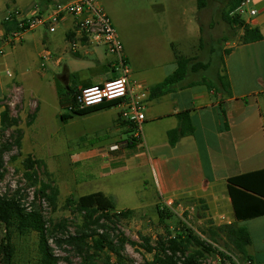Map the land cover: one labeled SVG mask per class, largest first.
Here are the masks:
<instances>
[{"label": "rangeland", "instance_id": "1", "mask_svg": "<svg viewBox=\"0 0 264 264\" xmlns=\"http://www.w3.org/2000/svg\"><path fill=\"white\" fill-rule=\"evenodd\" d=\"M235 1L228 4L227 0H201L202 9L199 8V0H100V3L118 32L124 55L129 59L131 74L165 67L166 64L173 63L176 56H181L209 66L193 75L191 80L206 79L215 83L224 69V51L240 42V30L233 29L225 20L228 13L233 15ZM1 2L5 5V11L0 14V20L8 12V8H15V4L17 8H24L39 0ZM6 5L9 6L7 9ZM57 27L58 32L52 36L45 28L38 29L37 35L40 33L46 39L44 44L30 41L32 33H28L24 44L28 57L22 63L10 66V73L14 74L16 84L24 89L26 95L25 98V95L18 93L16 104L14 108L11 107L13 116L20 118V128L26 138L22 155L18 156L17 161L11 160L18 155L16 149L5 156L6 175L0 180V195L10 196L20 189L27 198L26 205L33 200L34 189L25 180L23 166L25 158L31 156L44 161L48 168L49 174L42 171L41 179L60 190L58 207L51 208L46 200L42 202L46 220L57 222L67 219L71 233L81 223V218L65 208L66 201L103 192L112 199L116 211H135L130 219L119 226L126 237L135 243H141L140 236H144L155 244L159 238H167L168 231L175 234L184 225L203 237L204 232L206 234L214 223L206 219L203 207L183 200L174 202L170 208L156 197L150 185H144L143 174L135 170L115 174L112 170L118 166L117 163L109 165L104 157L94 160V149L110 151L111 144L119 145L122 149L123 138L135 135V131L130 135L129 132L123 135L115 131L114 115L121 109L113 108V112L109 114L75 115L67 122H62L60 114H68V110L61 108L56 94L55 84L62 86L58 74H63L65 67L72 68L74 63H79L86 65L84 77L100 82L108 64L115 60L102 47L99 59L90 47L80 48L81 56H75L71 50L72 43L69 46L64 41L67 26L60 24ZM52 38H57L63 47H67V52L61 56L64 62L59 73L49 62L43 70L42 60L38 57L41 52L52 51L49 46ZM115 72L120 75V72ZM4 76L7 79V73ZM73 82L75 85L72 88ZM78 83L72 79L70 90H75ZM37 110H40L38 118L29 127V117ZM10 134L11 132L0 134V146L10 140ZM158 206L166 208V213L171 212L173 216L161 222ZM5 235V227L0 225V245ZM38 240L36 233L21 236L15 232L12 241L16 249L13 264H39ZM50 245L61 264H66L65 258L72 264H82L81 259L75 255H68L53 242ZM215 246L232 257L234 261L230 264H248L240 255L228 250L224 242H218ZM124 256L127 264H144L145 261L152 260V255L129 245ZM205 264L222 263L217 257H208Z\"/></svg>", "mask_w": 264, "mask_h": 264}, {"label": "crops", "instance_id": "2", "mask_svg": "<svg viewBox=\"0 0 264 264\" xmlns=\"http://www.w3.org/2000/svg\"><path fill=\"white\" fill-rule=\"evenodd\" d=\"M241 1L236 0V5L239 6ZM227 3L232 4L233 0H227ZM49 6L50 4L41 5L40 0L24 8H17L15 4V8L11 10L6 5L8 12L0 20V49L5 48V54L0 56V124L5 107L14 108L18 93L25 95L24 89L16 84L14 74L10 73V66L22 63L28 57L24 47L28 34L21 45H3L2 39L9 34L7 28L12 31L14 27L13 22L5 25V20L16 12L23 15L43 14ZM251 8L257 11V15H246L242 20L251 28L259 29L263 40L247 45L234 43L228 47L230 54L225 58V68L231 86V97L216 96L205 86H194L193 83L201 80H191L190 77L183 88L152 99L151 90L177 70L176 58L165 67L133 73L129 77L131 86L136 89L142 86L149 92L146 122L138 147L135 150L124 148L120 153L94 149L93 153H96L94 160L104 157L109 165L117 163L118 166L112 170L115 174L131 170L143 174L144 185H150L162 203L183 200L194 202L197 206L204 207L206 219L214 222L211 226L233 223L239 227L245 226L251 238L248 255L254 264H264V215L238 222L228 190L230 179L264 170V0H252ZM4 9L5 5L0 0V14ZM60 24L67 26L64 41L69 46L73 42L78 44L76 51L71 49L75 56H81L80 48L90 47L99 59L102 56L101 47L106 50L78 33L72 18H67ZM45 30L49 32L48 29ZM37 31L31 32L30 41L36 44L46 43V39L40 33L37 35ZM239 33V37L243 35V31ZM52 39L49 42L52 51H47L51 55L48 62L59 73L64 62L61 56L67 52V47H63L57 38ZM42 53L38 55L40 59ZM74 64L72 68L65 67L63 74H58L62 84L61 87L55 84L58 99L59 91L65 92L70 88L72 79L79 82L75 89L78 91L102 85L119 76L110 62L103 79L96 82L83 76L86 65ZM46 67L47 63L42 67L43 70ZM4 73H7L8 80ZM74 85L75 82L72 88ZM113 108L121 109L113 114L116 117L115 131L126 135L130 125L121 118L123 107L118 105ZM113 108L93 114H109L113 112ZM39 109L41 110V104ZM185 112L189 113L194 133L180 139L172 147L168 133L178 128V116ZM62 115L68 114H60V118ZM123 123H126L125 126ZM25 138L24 134L23 142ZM128 141L129 136L123 138L121 145L125 147ZM112 146L111 144L110 148Z\"/></svg>", "mask_w": 264, "mask_h": 264}, {"label": "trees", "instance_id": "3", "mask_svg": "<svg viewBox=\"0 0 264 264\" xmlns=\"http://www.w3.org/2000/svg\"><path fill=\"white\" fill-rule=\"evenodd\" d=\"M52 2L54 0H40L41 5H49ZM237 7L238 5L234 11ZM199 8H203L201 0H199ZM225 20L233 29L243 31V35L239 39L240 44L247 45L263 40L260 30L251 28L241 17L233 16L230 12L225 15ZM5 25L8 26L9 23L5 22ZM10 31L7 28V32L10 33ZM224 54L226 57L230 54V50H225ZM176 63L177 70L163 83L151 90L152 99L183 88L190 77L192 78L193 75L209 67L208 64L194 62L192 59L181 56H176ZM223 65V72L217 76V82L211 83L202 79L193 85L205 86L216 96L231 97L225 59ZM75 93L76 90L71 91L70 88L65 92L59 91V103L62 109L67 110L73 105ZM113 107L114 105H109L76 112L74 115H62L61 119L63 122H67L75 115L88 116ZM37 114L38 110L29 117V127L35 122ZM178 119V128L168 133V140L172 147L180 139L194 133L188 112L180 114ZM123 124L125 126L126 123ZM133 131L134 127L130 125L129 135ZM8 132H11L10 140L0 146V180H3L6 175L5 156L16 149L18 155L11 158L15 162L18 156L22 155L24 132L20 128V118L13 116L10 106H6L1 113L0 124V134L5 135ZM140 141L134 135H130L127 145L123 146L121 150L124 148L135 150ZM23 166L25 180L34 189L33 200L26 205L27 198L20 189L10 196L0 195V225H3L6 230L5 238L0 245L1 264H13L16 249L12 241L15 232L21 236L30 233L38 235L39 264H61V260L55 255L50 242H53L57 248L68 255L73 254L81 259L82 264H127L128 261L124 254L128 245L152 255V260L145 261L144 264H205L208 257H219L232 263V258L215 246L221 241L224 242L228 250L240 255L246 262L253 263L247 251L251 245L248 230L239 227L236 223L219 227L211 226L206 234L204 232L203 237L198 236L187 225H184L185 227L175 234L168 231V237L159 238L155 244H152L150 238L144 236H140L141 243H135L119 229L120 224L130 219L135 211L116 212L112 199L102 192L66 201L65 208L81 218V223L75 227L74 233H71L70 223L67 219L57 222L47 221L44 216L42 202L46 200L51 208H56L60 196L58 187L41 179L42 171L45 170L49 174L45 162L28 156L25 158ZM228 190L238 222L264 215V170L230 179ZM165 209L159 206L157 208L161 222L173 216L171 212L166 213ZM64 262L72 264L68 258H65ZM224 264L228 263L224 262Z\"/></svg>", "mask_w": 264, "mask_h": 264}, {"label": "built area", "instance_id": "4", "mask_svg": "<svg viewBox=\"0 0 264 264\" xmlns=\"http://www.w3.org/2000/svg\"><path fill=\"white\" fill-rule=\"evenodd\" d=\"M251 3L252 0H242L233 15L241 18L246 15L256 16L257 11L251 8ZM67 18L73 19L74 27L78 33L96 45L106 48L107 53L115 60L112 63L114 70L120 72V75L114 80L76 91L73 97L74 103L67 109L68 115L109 105L122 106L121 118L134 127V137L141 140L146 122L145 110L149 92L142 86L137 87L138 89L131 86L129 81L131 70L124 55L123 45L100 0L54 1L45 13L37 15H23L16 12L5 20L6 23L14 21L15 27L2 39V43L6 47L21 45L28 33L40 28H46L51 34H54L57 31V26ZM77 48L78 44L73 42V51H76ZM4 54L5 48L0 49V56ZM50 57L51 55L47 51L41 56L43 68ZM120 150L119 145L110 148V152ZM165 204L171 208L174 202L169 201ZM217 259L222 264L224 262L230 264L222 258L217 257ZM248 264L253 263L248 262Z\"/></svg>", "mask_w": 264, "mask_h": 264}]
</instances>
